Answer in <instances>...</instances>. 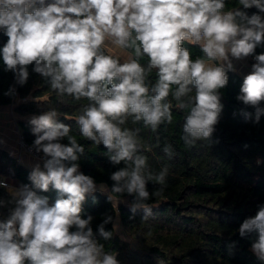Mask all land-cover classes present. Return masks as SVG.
Returning a JSON list of instances; mask_svg holds the SVG:
<instances>
[{"label":"clouds","instance_id":"obj_1","mask_svg":"<svg viewBox=\"0 0 264 264\" xmlns=\"http://www.w3.org/2000/svg\"><path fill=\"white\" fill-rule=\"evenodd\" d=\"M238 3L264 13V0ZM0 29L8 37L0 55L16 83L24 85L28 66L34 65L51 91L88 101L76 117L80 135L102 144L113 165L123 163L110 175L114 183L107 199L116 208L120 197L132 196L131 211L143 209L144 219L152 212L147 202L163 191L150 193L147 184L164 185L168 169L150 168L144 152L151 147L142 144L139 129L126 126L129 118L156 132L173 122L175 107L187 112L184 144L210 143L223 110L219 90L228 84L227 72L235 70L232 59L253 55L264 44V17L228 7L226 0H0ZM185 41L203 55L193 58ZM254 58L236 99L255 109L259 123L264 54ZM58 115L53 108L29 120L33 148L45 157L43 170L36 164L29 174L31 186L13 188L0 180L10 197L0 199V206L12 205L0 221V264H119L93 233V217H81L86 196L98 186L80 172L84 146ZM163 151L169 157L173 152L171 145ZM50 186L58 193L51 206L34 190L47 192ZM99 191L108 192L107 185L100 184ZM110 222L113 217L107 216L98 226L103 240L113 235L105 230ZM238 231L241 237L258 233L251 250L264 262V204Z\"/></svg>","mask_w":264,"mask_h":264},{"label":"trees","instance_id":"obj_2","mask_svg":"<svg viewBox=\"0 0 264 264\" xmlns=\"http://www.w3.org/2000/svg\"><path fill=\"white\" fill-rule=\"evenodd\" d=\"M226 5L239 8L249 16L259 14L264 17L255 6L245 9L238 0H226ZM1 33H4L2 29L0 49L8 40L5 34L4 40ZM182 46L193 58L203 55L198 45L185 41ZM259 54H264V44L249 56L251 66L256 63L255 55ZM141 63L146 64L147 58ZM33 67L28 66L29 78L20 85L11 71H5L0 55V107L15 106L22 135L31 145L36 139L29 124L32 116L54 108L59 113L58 122L70 126L71 134L85 149L78 161L80 172L93 177L98 186L103 183L108 187V192L86 196L81 217H93V233L104 244L105 251L117 254L119 264H264L251 250L258 233L241 237L238 231L242 222L255 216L258 206L264 204V116L255 123V109L236 99L244 75L237 71L227 72L228 84L219 90L223 110L210 143L198 141L192 147L184 144L181 136L187 112L175 107L172 108L173 122L161 125L156 132L144 127L142 122L133 123L129 118L126 126L139 129L142 144L151 147V151L144 152L150 168L157 173L165 167L168 169L164 185L155 181L147 184L150 193L161 188L163 191L147 202L152 212L144 219L143 209L131 211L132 196L120 197V201L127 200L128 203H118L116 208L107 199L114 183L110 175L123 167V163L113 165L102 144L96 146L80 135L76 117L88 101L51 91L45 78L35 73ZM155 79L153 72L150 82ZM10 89L14 91L5 95ZM62 143L68 142L64 140ZM166 145L172 147L171 157L163 151ZM32 170L0 147L2 177L19 186H31L29 174ZM34 190L37 195L47 197L50 206L58 197L51 186L47 192ZM9 198L8 190L0 188V199L7 201ZM11 207V204L0 206V221L8 218ZM107 216H112L113 222L106 224L105 230L113 235L111 239L103 240L98 235V226ZM118 218L132 242L121 239L114 230ZM133 242L136 246L132 245Z\"/></svg>","mask_w":264,"mask_h":264},{"label":"crops","instance_id":"obj_3","mask_svg":"<svg viewBox=\"0 0 264 264\" xmlns=\"http://www.w3.org/2000/svg\"><path fill=\"white\" fill-rule=\"evenodd\" d=\"M230 59L232 58L230 57ZM121 62H123V56L121 57ZM232 63L235 69L234 71L244 76L248 75L252 70L249 56L241 60L232 59ZM12 107V105L0 107V147L15 156L18 149L17 134L20 127L18 125V116L15 108ZM22 164L28 168H34L36 164H40L43 170L41 163L28 156H23Z\"/></svg>","mask_w":264,"mask_h":264},{"label":"built area","instance_id":"obj_4","mask_svg":"<svg viewBox=\"0 0 264 264\" xmlns=\"http://www.w3.org/2000/svg\"><path fill=\"white\" fill-rule=\"evenodd\" d=\"M49 2H50V0H49ZM17 143H18V149H17L15 157L19 163H22L23 156H28V157H31V158L37 160L39 163H41L43 165V162L45 159V157L43 156V153H37L34 150L33 145H31L25 141L21 130H18ZM0 180H3L5 184L10 185L9 180L5 177H2L1 175H0ZM0 188H5V187H0ZM96 192H100L99 186H98V190Z\"/></svg>","mask_w":264,"mask_h":264},{"label":"rangeland","instance_id":"obj_5","mask_svg":"<svg viewBox=\"0 0 264 264\" xmlns=\"http://www.w3.org/2000/svg\"><path fill=\"white\" fill-rule=\"evenodd\" d=\"M11 106V105H10ZM13 106V105H12ZM12 108H15V106H13ZM11 108V109H12ZM18 135V134H17ZM18 137V136H17ZM18 140V139H17ZM9 183H10V186L13 187V188H19V185L12 181L11 179L9 180ZM119 203H123V204H127L128 201L127 200H123V201H120ZM117 225L116 227V232L117 234L121 237V239L127 241V242H132V237L125 231V229L123 228L122 224H121V219L118 218L116 223ZM133 246H136V242H133L132 244Z\"/></svg>","mask_w":264,"mask_h":264},{"label":"water","instance_id":"obj_6","mask_svg":"<svg viewBox=\"0 0 264 264\" xmlns=\"http://www.w3.org/2000/svg\"><path fill=\"white\" fill-rule=\"evenodd\" d=\"M133 35H135V32L133 31ZM1 36H2V38L5 40V35H4V33H1Z\"/></svg>","mask_w":264,"mask_h":264}]
</instances>
